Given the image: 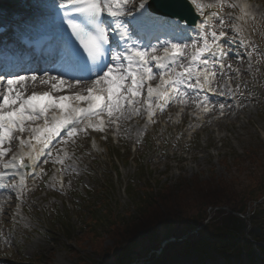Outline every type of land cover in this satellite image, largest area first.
<instances>
[{
    "label": "rangeland",
    "instance_id": "rangeland-1",
    "mask_svg": "<svg viewBox=\"0 0 264 264\" xmlns=\"http://www.w3.org/2000/svg\"><path fill=\"white\" fill-rule=\"evenodd\" d=\"M208 1L214 2L210 31H216L218 35L221 31L226 33L223 38L229 58L224 69H213L215 76L211 80L212 95L208 104L209 110L214 108L215 112L208 114L204 111V92L198 91L197 87L195 90L186 89V94L179 98L180 102L171 101L162 110L157 106L160 103L154 104L151 120L147 106L140 100L136 105L139 114L126 113L128 118L106 124L105 134L79 131L69 144H63L64 150L58 157V160L67 158L61 171L64 185L57 183L59 173L54 170L36 191H25L21 196L13 189L16 185H12L5 196L0 197V264H77V258L71 256L69 239L63 235L67 227L71 235L81 228L82 222L71 203L73 195L74 201L85 199L96 203L95 198L101 200L108 194L121 208L131 203L124 190L128 180H137L138 164L132 158L125 161V152L123 156L118 154L123 162L119 160L120 176L113 180L112 175L117 172L112 156L118 149L122 152L131 147L132 154L139 156L151 171L150 177L161 184L176 185L182 177L198 175L204 179L212 173L226 174L228 169L221 162L223 158L227 159L232 170H237L233 163L236 156H246L245 152L252 147L264 148V0ZM209 43L213 42L209 40ZM202 46V43L197 44V47ZM190 60L188 52L180 69L184 70ZM200 66L193 67L200 71ZM44 88L47 86H29L27 93ZM185 108L189 110L184 111ZM102 118L108 120L107 115ZM177 129H182L183 135L172 136L171 132L177 133ZM194 131L198 138L190 144L189 137ZM34 135L27 137V144L32 142L33 136L42 134L36 132ZM20 140V136L14 139V145ZM244 165L251 166L248 159ZM244 175L240 173L242 179ZM106 176H109L108 180H104ZM111 178L115 188H109L107 193L100 190L94 197V190ZM55 212L63 216L59 225L52 223ZM166 243L164 241L162 245ZM83 256L88 258L86 254ZM232 256L228 262L224 256L208 258L177 252L136 264H264L263 257L259 261L245 254L242 258Z\"/></svg>",
    "mask_w": 264,
    "mask_h": 264
},
{
    "label": "snow or ice",
    "instance_id": "snow-or-ice-1",
    "mask_svg": "<svg viewBox=\"0 0 264 264\" xmlns=\"http://www.w3.org/2000/svg\"><path fill=\"white\" fill-rule=\"evenodd\" d=\"M193 5L201 16L204 8L214 7L197 0H35L30 13L14 22L19 31L0 35V157L7 155L4 145L17 139L15 133L26 130V122L43 117L50 108L63 115L53 116L51 127L32 130L43 135V149L35 157L38 163L47 162L54 142L57 138L62 141V133L70 138L87 128L103 131L106 124L128 118L126 113L139 114L136 105L146 85L150 120L153 98L163 102L157 105L162 110L171 100L185 95L186 89H203L193 66L206 68L208 55L215 63L218 57L213 44L219 47V42L217 32L208 31L206 21L195 28V37L191 35L193 25L183 13ZM220 23L223 25L222 18ZM37 28L54 45V54L25 60V35ZM224 36L221 31L219 37ZM201 43L203 46L197 47ZM190 45L194 49L190 64L173 79L165 80L164 74L186 57ZM161 51L163 55H158ZM224 55L221 50L219 57ZM157 74L161 84L154 88L148 81ZM37 82L50 85L51 91L27 94L29 85ZM204 82L211 85L207 75ZM169 89H173L171 94ZM66 90L73 94L52 95ZM105 114L107 121L102 118ZM86 119L97 123L78 129ZM25 143L20 140L22 146ZM3 167L18 171L30 166L23 157L17 165L13 157ZM20 183L23 185V178Z\"/></svg>",
    "mask_w": 264,
    "mask_h": 264
},
{
    "label": "trees",
    "instance_id": "trees-1",
    "mask_svg": "<svg viewBox=\"0 0 264 264\" xmlns=\"http://www.w3.org/2000/svg\"><path fill=\"white\" fill-rule=\"evenodd\" d=\"M245 154L234 158L237 170L223 158L226 174L182 177L176 185L161 184L144 167L137 169L140 185L129 183L126 194L131 203L123 208L108 194L101 200L95 198L96 203L75 201L81 228L71 235L67 227L63 233L69 239L71 256L77 258V264H133L178 250L186 256H224L228 262L232 255L242 258L243 254L262 261L264 148L252 147ZM247 159L251 166L244 165ZM240 173L245 174L244 179ZM112 187L113 181H106L95 189L94 197ZM59 222L56 214L54 223ZM172 238L176 241L162 246Z\"/></svg>",
    "mask_w": 264,
    "mask_h": 264
},
{
    "label": "bare ground",
    "instance_id": "bare-ground-1",
    "mask_svg": "<svg viewBox=\"0 0 264 264\" xmlns=\"http://www.w3.org/2000/svg\"><path fill=\"white\" fill-rule=\"evenodd\" d=\"M197 2L198 3H200V4H204V5H209L210 3L208 2V1H206V0H197ZM211 10V8H204V15L203 16H201L199 13V15H200V20H199V23H198V25L197 26H199L200 24H201V22L202 21H206L207 22V25H208V22H209V15L207 14L209 11ZM198 12V11H197ZM197 26H193V28H192V32H196V30H195V28L197 27ZM217 54V53H216ZM178 66H179V64H178ZM202 72H203V74L202 75H200L199 77H200V79H202V80H204V77H205V75H207L208 77H209V75H210V69H208V67H204L203 66V70H202ZM52 75H56L57 73H55V72H53V73H51ZM39 85H42V84H39V82H37V83H35V84H31V85H29V86H39ZM47 86V85H46Z\"/></svg>",
    "mask_w": 264,
    "mask_h": 264
},
{
    "label": "water",
    "instance_id": "water-1",
    "mask_svg": "<svg viewBox=\"0 0 264 264\" xmlns=\"http://www.w3.org/2000/svg\"><path fill=\"white\" fill-rule=\"evenodd\" d=\"M186 10H187V11H192V8H190V9H189V8H186V9L184 10V13H183V14L187 17V15H186ZM193 16H194V17H192V19L194 18V21H195V19L198 18V15H195V14H194ZM188 18H190V17H188ZM194 21H193V22H194Z\"/></svg>",
    "mask_w": 264,
    "mask_h": 264
}]
</instances>
